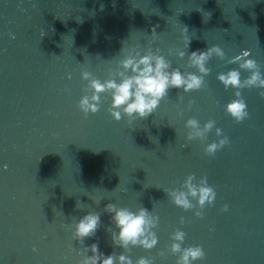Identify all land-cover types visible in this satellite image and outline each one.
<instances>
[{"label":"water","instance_id":"95a60500","mask_svg":"<svg viewBox=\"0 0 264 264\" xmlns=\"http://www.w3.org/2000/svg\"><path fill=\"white\" fill-rule=\"evenodd\" d=\"M185 27L189 54L212 45L226 53L209 62L204 89H170L155 113L131 126L110 116L107 94L100 111L84 117L77 107L87 84L81 73L107 79L124 44L147 47L153 29V48L174 68L195 71L174 51L184 48ZM246 49L264 71V0H0V264H79L78 253L94 243L106 255L121 253L109 231L116 230L109 203L142 206L160 218L157 247L133 248V260L175 264L168 248L181 228L183 246L206 253L196 264H264V98L243 89L249 118L236 123L224 108L235 90L216 79L238 67L227 60ZM248 75L242 71V79ZM189 118L201 126L214 120L230 144L207 156L215 129L204 143L189 142ZM190 174L207 177L217 193L202 219L164 191L180 189ZM89 211L101 223L82 245L74 225Z\"/></svg>","mask_w":264,"mask_h":264},{"label":"clouds","instance_id":"9594fccd","mask_svg":"<svg viewBox=\"0 0 264 264\" xmlns=\"http://www.w3.org/2000/svg\"><path fill=\"white\" fill-rule=\"evenodd\" d=\"M187 31L185 27L181 33L184 48L174 51L179 59L183 60L187 56L186 68L195 69V71L174 68L160 48H153L152 45L158 38L154 29L151 35L153 39L148 42L147 47L140 45L125 47L124 44L120 52L123 58L116 61L114 68H108L107 79L101 80L93 76L90 71H83L81 78L87 81V84L83 89L85 94L81 96L77 107L84 117L98 113L102 105V94H107L111 99L107 109L110 116L116 122L126 117L127 123L131 126L137 119H144L155 113L162 101L168 97L170 89H177L183 93L204 89L205 77L211 72L208 67L209 62L213 57L225 60L226 53L219 45H212L206 51L196 50L189 54L187 49L191 41ZM11 38L15 39V35L12 34ZM172 53L173 50L169 49V54ZM251 57V49L243 50L239 55L227 60L229 64H235L238 67L231 68L227 72H220L216 77L225 90L230 88L235 90V98L224 108L236 123H242L249 118L248 105L242 94L243 89H258L259 95L264 98V71L261 70L258 61ZM242 71H247L250 75L242 79ZM179 100L183 102V96H180ZM193 103L194 101H189V107ZM178 115L183 116V112H179ZM184 126L188 130L186 140L189 142L199 140L204 143L209 133L215 129V136L218 139L206 143L204 147V152L209 157H215L218 151L230 144L229 137L216 126L214 120H208L201 126L199 120L189 118ZM4 169L7 170V165H4ZM164 191L175 206L185 212L194 211L195 217L199 219L203 218L206 206H214L217 197L207 177L197 181L195 174L188 175L180 189H164ZM81 206L77 203V207ZM105 211L110 214L111 222L116 229H109L113 246L123 251L119 254L114 251L106 255L100 252L98 244L94 243L83 247L78 253L82 256L79 264H156L154 258L147 256L133 260L130 253L136 247L146 251L157 247L159 237L155 229L159 226V216L142 206L133 211L127 207H118L115 203L107 204ZM222 211L228 212L229 206L224 205ZM185 222V218L181 216L180 224L184 225ZM100 223V215L89 211L75 222L74 240L83 245L86 238L95 235ZM186 235L187 233L181 228H177L171 234L172 242L168 251L177 256L175 264H196L197 261H203L206 253L201 245L183 246ZM89 252L91 255L88 254ZM159 255L164 257L165 252L161 251Z\"/></svg>","mask_w":264,"mask_h":264}]
</instances>
